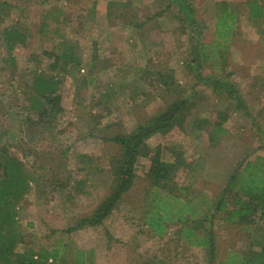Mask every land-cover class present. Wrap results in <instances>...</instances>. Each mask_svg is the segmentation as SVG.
I'll return each mask as SVG.
<instances>
[{
	"label": "rangeland",
	"instance_id": "374dc122",
	"mask_svg": "<svg viewBox=\"0 0 264 264\" xmlns=\"http://www.w3.org/2000/svg\"><path fill=\"white\" fill-rule=\"evenodd\" d=\"M187 1L195 25L174 0H0V159L17 158L29 182L15 206L23 228L16 252L57 250L56 264L77 257L81 264H208V248L181 237L177 223L163 234L159 220L150 223L154 193L169 190L146 172L157 152L163 160L182 152L167 202L175 211L187 201L214 203L236 165L264 159V19L250 18L245 0ZM223 2L236 14L226 47L193 60L201 43L215 40ZM39 72L58 82L54 122L29 111ZM185 96L191 105L178 122L145 140L148 154L112 213L97 226L68 230L113 187L111 159L121 152L111 137ZM227 199L233 208L235 198ZM227 215L212 218L213 264L264 246L263 219L245 224Z\"/></svg>",
	"mask_w": 264,
	"mask_h": 264
},
{
	"label": "trees",
	"instance_id": "16d2710c",
	"mask_svg": "<svg viewBox=\"0 0 264 264\" xmlns=\"http://www.w3.org/2000/svg\"><path fill=\"white\" fill-rule=\"evenodd\" d=\"M184 17L191 20V25H195L194 8L187 0H174ZM4 2V1H2ZM0 2V5H2ZM248 8V16L252 19H264V0H245ZM220 10L216 16L215 40L212 44H200L193 52V60H208L212 55H217L224 50L226 45L221 41H226L234 25L236 14L230 11L226 3L220 4ZM194 17V19H193ZM11 34L12 32H7ZM264 35V28L263 32ZM12 40H18V33ZM207 47L210 48L207 51ZM212 52V54H211ZM55 76H44L41 72L33 83V99L30 102V112H36L39 119L43 117L48 122L56 121L61 112L59 107V89ZM232 88V86H230ZM191 105L189 97H179L171 102L167 108L160 111L151 121L139 124L135 130L129 134H116L111 139L120 147V156L112 160V171L115 182L109 194L101 201L94 212L80 219L68 230L83 226H97L107 218L112 210L119 204L122 195L134 184L136 178V163L140 156L148 154L145 140L155 133L167 132L186 112ZM174 159L163 160L157 152L152 156L146 178L159 187L162 191L169 190L167 195L155 192L154 202L150 206V223L156 226L155 220H159L160 229L158 233L163 234L166 224L169 221L179 225L180 236L195 242L196 245L208 248V264H213L215 255V234L211 228L212 218L218 211L228 213L227 220L236 223L256 224L264 220V159L256 157L254 160H246L244 163L236 165L228 177L227 183L220 194V197L213 203L212 200L198 203L189 201L175 206V211L169 209V203L173 200L172 194L176 183L175 173L184 163L182 152L173 150ZM0 259L3 264H56L58 251L44 252L34 251L32 247L22 252H16L15 246L23 242V228L18 218H16V204L22 199L23 194L29 187L26 174L21 164L15 157L0 159ZM167 192V191H166ZM235 198V206L229 208L227 205V194ZM168 197V200L165 199ZM237 197V198H236ZM200 204H205L199 209ZM213 205V206H212ZM204 211V215L200 214ZM209 213V214H208ZM195 217V218H194ZM207 218L210 220L206 226ZM154 221H153V220ZM192 219L191 224L189 220ZM52 260L49 261V258ZM77 257L74 263L81 264ZM142 264H161V262H144ZM224 264H264V246L260 250L251 251L248 258L237 259V256L230 257Z\"/></svg>",
	"mask_w": 264,
	"mask_h": 264
}]
</instances>
